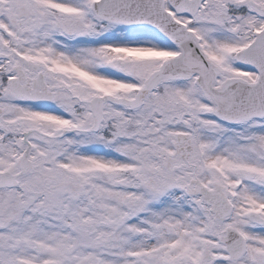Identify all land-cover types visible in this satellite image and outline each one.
Segmentation results:
<instances>
[{
	"label": "snow or ice",
	"instance_id": "6c2138e0",
	"mask_svg": "<svg viewBox=\"0 0 264 264\" xmlns=\"http://www.w3.org/2000/svg\"><path fill=\"white\" fill-rule=\"evenodd\" d=\"M0 264H264V0H0Z\"/></svg>",
	"mask_w": 264,
	"mask_h": 264
}]
</instances>
